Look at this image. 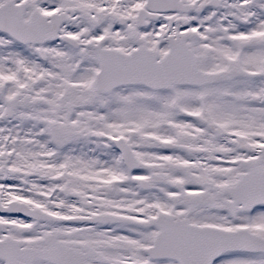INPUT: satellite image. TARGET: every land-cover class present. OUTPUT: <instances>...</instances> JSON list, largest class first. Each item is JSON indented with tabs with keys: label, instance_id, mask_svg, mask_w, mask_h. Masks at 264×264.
<instances>
[{
	"label": "snow or ice",
	"instance_id": "snow-or-ice-1",
	"mask_svg": "<svg viewBox=\"0 0 264 264\" xmlns=\"http://www.w3.org/2000/svg\"><path fill=\"white\" fill-rule=\"evenodd\" d=\"M0 264H264V0H0Z\"/></svg>",
	"mask_w": 264,
	"mask_h": 264
}]
</instances>
